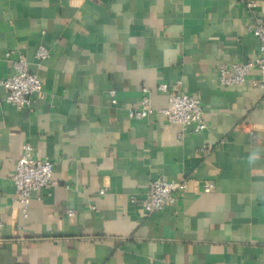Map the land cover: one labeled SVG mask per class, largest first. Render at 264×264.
<instances>
[{
    "label": "crops",
    "instance_id": "obj_1",
    "mask_svg": "<svg viewBox=\"0 0 264 264\" xmlns=\"http://www.w3.org/2000/svg\"><path fill=\"white\" fill-rule=\"evenodd\" d=\"M255 4L250 14L242 0H0V55L22 53L43 90L17 109L0 86V264H264V87L218 79L221 63L257 54ZM39 45L50 53L40 65ZM12 72L0 59V81ZM162 83L199 100L202 132L126 117L142 87L165 107ZM25 143L52 162L53 183L23 214L11 176ZM183 177L215 190L147 214L149 181Z\"/></svg>",
    "mask_w": 264,
    "mask_h": 264
},
{
    "label": "built area",
    "instance_id": "obj_2",
    "mask_svg": "<svg viewBox=\"0 0 264 264\" xmlns=\"http://www.w3.org/2000/svg\"><path fill=\"white\" fill-rule=\"evenodd\" d=\"M248 11L252 13L255 8V0H242ZM252 18V17H251ZM247 30L257 40V54L253 59L243 63L225 64L218 67V79L222 86H234L248 83L252 86L264 87V22H253L248 25ZM15 54V58L12 55ZM50 56L49 50L39 45L35 52L37 64ZM0 59L11 64L13 72L0 81V86L6 89L3 101L17 109L30 108L35 98L43 95L42 83L35 72L29 70V63L22 53L6 51L0 55ZM252 69L258 71L259 77L249 78L248 74ZM157 90L165 93L167 105L161 108L152 106L151 98L145 87L140 89V104L138 107L127 110L126 117L130 120L147 121L151 117L162 116L167 125H179L190 127L191 132L198 134L206 128L203 119V108L199 100L186 93L181 92L178 86L158 84ZM110 103L115 105L116 91L109 89ZM182 134L178 135L181 138ZM205 153L209 149L201 148ZM53 164L47 158L36 157L33 147L29 143L22 146V151L14 165L11 181L15 189L13 202H17L20 211L25 214L31 198V193L38 189H48L52 186ZM192 190L194 193H210L215 190V183L211 181H194L189 177H183L179 181L172 180H150L147 190L142 194L141 204L147 214L160 211L167 206L174 205L180 193ZM105 189L99 190L103 195ZM73 215L72 210H68ZM1 227V225H0Z\"/></svg>",
    "mask_w": 264,
    "mask_h": 264
}]
</instances>
